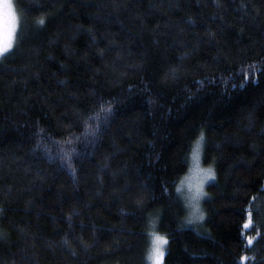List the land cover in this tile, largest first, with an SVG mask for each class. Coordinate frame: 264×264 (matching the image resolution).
<instances>
[{"label": "trees", "instance_id": "trees-1", "mask_svg": "<svg viewBox=\"0 0 264 264\" xmlns=\"http://www.w3.org/2000/svg\"><path fill=\"white\" fill-rule=\"evenodd\" d=\"M14 3L0 264H146L154 231L163 264H264V0ZM196 143L215 179L189 223Z\"/></svg>", "mask_w": 264, "mask_h": 264}, {"label": "rangeland", "instance_id": "rangeland-1", "mask_svg": "<svg viewBox=\"0 0 264 264\" xmlns=\"http://www.w3.org/2000/svg\"><path fill=\"white\" fill-rule=\"evenodd\" d=\"M9 2L12 5V10L13 13L16 17V21H15V25H16V32H15V36H14V40H13V44L16 38V33L18 30V26H19V15L17 12V9L15 7V3L14 0H9ZM13 25V21L12 19L8 16L7 14V9L5 7V0H0V43H4L7 42L8 38H9V29L12 27ZM1 57V56H0ZM210 167L205 166L201 163V145L199 143H196V145L194 146L190 157H189V168H188V172L186 173V175L182 178L180 184H179V193L182 196L187 209L189 211L188 213V217H187V221H194V220H199L196 218V216H194L193 213V208L194 207H198L200 212H201V200L204 197V195L199 199L198 204L196 201H194L192 199V196L195 193V188L196 185L199 184L200 180L203 179L201 172L199 170H207ZM213 179H209V180H205L203 183V192L205 193V186L206 184H208L209 182H211ZM160 236V237H165L167 239L166 236L159 234L158 232L154 231V234H152L150 236V241H149V246H148V254L145 257V263L146 264H152V260L150 259V257L153 254V248H154V236ZM165 247L166 245L163 246V250L165 251Z\"/></svg>", "mask_w": 264, "mask_h": 264}, {"label": "snow or ice", "instance_id": "snow-or-ice-1", "mask_svg": "<svg viewBox=\"0 0 264 264\" xmlns=\"http://www.w3.org/2000/svg\"><path fill=\"white\" fill-rule=\"evenodd\" d=\"M5 7L7 9V14L8 16L12 19L13 21V25L12 27L9 29V38L7 40V42L4 43H0V56H4L5 54H7L13 47V40H14V36H15V32H16V25H15V21H16V17L13 13L12 10V5L9 2V0H5ZM44 20L41 19L39 21L40 24H44ZM200 141L204 140V134L203 132H201V136H200ZM201 172V175L203 177V179L200 180L199 184L196 185L195 188V193L192 196V199L194 201L197 202L199 199L205 195V193L203 192V183L205 180H209V179H215V175L214 172L211 168L207 169V170H199ZM177 191L179 192L180 189L178 188ZM194 216H196L197 219L202 220L203 219V213L200 212L198 207H194L193 208V213ZM251 216L252 213H249V220L247 223H245L244 228H248L251 224H252V220H251ZM189 223H191V221H189ZM253 242L252 238L248 239V244L251 245ZM154 248H153V254L150 257V259L152 260V264H163V259L165 256V252L163 250V246L166 245L168 243L167 239L165 237H160L158 235L154 236ZM247 257H241V260H246Z\"/></svg>", "mask_w": 264, "mask_h": 264}]
</instances>
